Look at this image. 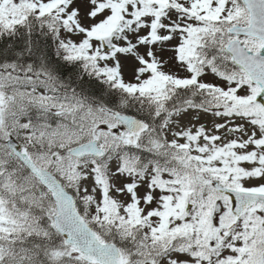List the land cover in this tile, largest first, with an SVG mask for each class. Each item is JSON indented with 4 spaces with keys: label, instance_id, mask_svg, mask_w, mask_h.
Returning a JSON list of instances; mask_svg holds the SVG:
<instances>
[{
    "label": "snow or ice",
    "instance_id": "6c2138e0",
    "mask_svg": "<svg viewBox=\"0 0 264 264\" xmlns=\"http://www.w3.org/2000/svg\"><path fill=\"white\" fill-rule=\"evenodd\" d=\"M0 264H264V0H0Z\"/></svg>",
    "mask_w": 264,
    "mask_h": 264
}]
</instances>
